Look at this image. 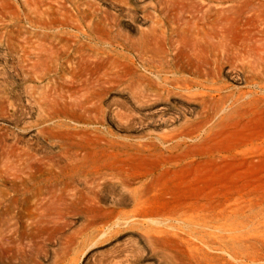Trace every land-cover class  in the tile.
<instances>
[{
	"label": "rangeland",
	"instance_id": "374dc122",
	"mask_svg": "<svg viewBox=\"0 0 264 264\" xmlns=\"http://www.w3.org/2000/svg\"><path fill=\"white\" fill-rule=\"evenodd\" d=\"M210 3L0 0V264H171L164 247L199 257L204 249L210 256L222 255V264H264L262 253L254 261L235 253L233 259L227 252L209 250L199 238L206 233L234 237L264 234V215L256 218L253 213L257 210L247 202L250 198L240 192L242 188L238 189L248 183L256 185L264 177L263 171L248 164L222 166L218 173L224 188L222 194L233 193L234 200L230 208L224 207L229 218L208 225L200 222L199 214L176 215L169 221L155 218L154 223L143 216L129 218L133 211L130 206L123 210L127 216L115 213L103 222H94L92 217L97 212L92 209L93 200L100 202L99 207L109 208L117 191L108 187L101 193L99 186L103 182L99 180L93 185L92 180L87 186L85 176L78 174L75 178L73 174L60 177L58 193L49 187L28 192L29 178L35 182L52 180L54 174L50 170L59 172L57 164L64 147L105 144L110 132L118 137L141 135L138 124L131 130L119 125L115 117L121 109L113 104L132 105L134 92L139 90V76L154 78L145 70L135 44L145 28L151 27L150 17H204ZM235 5L234 0H224L220 8ZM220 17L237 15L233 9ZM41 44L60 54V66L54 63L46 71L44 66H34L33 60H24L26 47L37 48ZM228 70L222 79L225 85L233 90L247 87L243 75L238 80ZM41 73L48 75L38 79ZM81 78L99 80L102 86L112 88L98 102L109 115L105 118L103 110L98 116L93 113L94 122L90 125L72 123L64 109L50 110L63 90L66 99H70L80 87ZM71 80L75 83L71 84ZM251 90L264 94L257 86ZM111 104L112 108L107 109ZM138 118L135 116L136 123ZM61 166L67 168V162L63 161ZM92 186L95 193L91 192ZM262 243L264 238L241 237L234 238L230 247H258Z\"/></svg>",
	"mask_w": 264,
	"mask_h": 264
},
{
	"label": "bare ground",
	"instance_id": "6f19581e",
	"mask_svg": "<svg viewBox=\"0 0 264 264\" xmlns=\"http://www.w3.org/2000/svg\"><path fill=\"white\" fill-rule=\"evenodd\" d=\"M210 2L204 17H150L151 27L138 36V44L134 43L145 70L154 78L139 76V90L134 92L132 105L113 104L121 109L115 117L119 125L131 130L138 124L141 135L118 137L110 132L105 144L64 147L63 157L58 159L59 172L50 170L52 180L35 182L29 178L28 192L49 187L58 193L60 177L73 174L75 178L78 174L85 176L87 186L92 180L93 185L103 182L101 193L108 187L117 191L109 208L99 207L100 202L93 200L92 209L97 212L92 217L94 222H103L115 213L127 216L123 210L128 206L133 209L129 218L143 216L153 223L155 218L169 221L173 216L188 214H199L205 225L229 218L224 207L230 208L234 194H222L224 188L218 176L222 166L248 164L264 173V94L251 90L257 86L264 91V0H234L236 5L229 8H220L224 0ZM233 9L237 17H220ZM26 49L24 60H33L34 66H44L46 71L54 63L60 66V54L53 48L41 44ZM226 69L238 80L243 75L247 87L233 90L225 85L222 79ZM47 75L41 73L38 79ZM81 79V88L75 89L68 100L63 90L50 110L64 109L72 123L90 125L93 113L98 116L103 110L98 102L112 88L102 86L99 80ZM113 104L106 108L110 110ZM102 113L105 118L109 115L107 110ZM135 116H139L137 123ZM63 161L67 168L61 166ZM258 181L238 188L250 198L247 202L257 210L253 213L256 218L264 215V177ZM94 190L92 186L91 192ZM95 197L99 198L98 194ZM241 237L261 239L264 234L199 235L209 250L227 252L233 259L234 253L249 261L259 253L264 255V243L231 248L234 238ZM164 251L171 264L225 261L222 255L210 256L204 249L200 257L176 253L169 247Z\"/></svg>",
	"mask_w": 264,
	"mask_h": 264
}]
</instances>
